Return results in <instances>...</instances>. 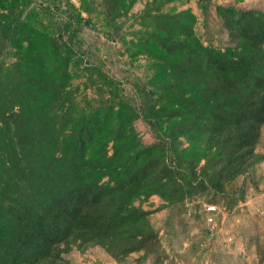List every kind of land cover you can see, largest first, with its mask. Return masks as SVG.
<instances>
[{"label":"trees","instance_id":"16d2710c","mask_svg":"<svg viewBox=\"0 0 264 264\" xmlns=\"http://www.w3.org/2000/svg\"><path fill=\"white\" fill-rule=\"evenodd\" d=\"M135 1L100 3L110 40L121 37L118 17ZM177 1L183 0L160 4ZM80 2L81 10L56 6L67 19L55 30L29 9L31 0H0V10L13 16L1 33L19 55L7 69L0 63V264H72L67 255L74 249L106 246L121 232L127 241L111 250L113 257L126 256L127 245L137 242L148 249L158 232L144 233L153 211L137 201L157 195L163 209L209 196L232 210L246 199L251 169L264 161L257 151L264 128L263 11L198 0L204 16L214 7L232 44L205 45L178 14L174 34L155 46L148 85L139 77L117 80L88 57L81 12L92 15L99 6ZM136 52L150 50L139 40ZM78 73L115 98L123 82L134 94L81 106L69 88ZM139 120L152 143H143Z\"/></svg>","mask_w":264,"mask_h":264},{"label":"rangeland","instance_id":"374dc122","mask_svg":"<svg viewBox=\"0 0 264 264\" xmlns=\"http://www.w3.org/2000/svg\"><path fill=\"white\" fill-rule=\"evenodd\" d=\"M95 1L99 6L97 12L92 15L81 12L88 23L80 26L79 37L84 48L92 54L88 57L103 63L105 72L117 80L139 77L150 85L155 71V46L161 39L174 34L170 24L178 14H182L183 22L205 45L225 48L232 44L214 7L204 16L198 0L177 1L166 6H161L160 0H136L127 14L118 17L121 37L112 41L106 35L109 26L100 9L102 0ZM212 1L214 5L235 4L264 12V0ZM69 5L81 10L80 0H31L29 9L38 13L39 21L57 30L67 16L57 11L56 6L65 11ZM0 13L5 16L9 12L0 10ZM5 17L0 16V63L7 69L19 59V55L1 33V25L12 20L13 16ZM139 40L150 52H136ZM78 74L71 80L69 88L76 90V100L81 106L117 103L121 98L134 94L132 86L123 82L115 98L98 85H92L83 73ZM135 126L144 144L154 141L149 126L144 122L139 120ZM183 141L187 146L185 139ZM257 151L264 155V128ZM242 181L243 177L236 184L240 185ZM245 182L246 199L232 210L227 209L223 201L218 205L209 203V196L187 200L181 207L163 209L160 207L165 202L157 195L142 203L137 201L136 205L141 204L144 209L153 211L144 233L158 232V238H152L155 246L142 249L137 242L131 245L133 247L127 245L126 256L115 258L111 250L127 241L121 232L115 234L106 246L92 247L84 253L74 249L67 258L72 264H264V161L251 169ZM210 205L218 210L213 216L208 211ZM209 217H212V222L208 221Z\"/></svg>","mask_w":264,"mask_h":264},{"label":"built area","instance_id":"2783aa9c","mask_svg":"<svg viewBox=\"0 0 264 264\" xmlns=\"http://www.w3.org/2000/svg\"><path fill=\"white\" fill-rule=\"evenodd\" d=\"M208 211H209L210 215L213 216V213L217 212L218 210H217L216 206L210 205V206H208ZM212 220H213L212 217H209L208 221L212 222Z\"/></svg>","mask_w":264,"mask_h":264}]
</instances>
